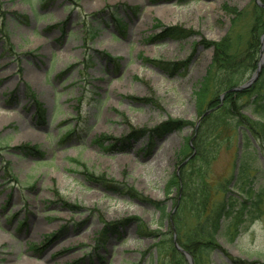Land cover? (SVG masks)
Segmentation results:
<instances>
[{
    "label": "rangeland",
    "instance_id": "1",
    "mask_svg": "<svg viewBox=\"0 0 264 264\" xmlns=\"http://www.w3.org/2000/svg\"><path fill=\"white\" fill-rule=\"evenodd\" d=\"M47 1L0 0V264H160L156 245L185 242L198 226L181 196L199 189L172 183L196 156L206 106L194 93L212 44L231 27L245 39L257 0ZM169 120L187 126L151 133ZM231 134L206 167L209 211L237 174L241 140ZM252 145L246 186L255 194L264 190V151ZM228 190L257 219L235 241L223 220L210 264H264V192L244 200Z\"/></svg>",
    "mask_w": 264,
    "mask_h": 264
},
{
    "label": "trees",
    "instance_id": "2",
    "mask_svg": "<svg viewBox=\"0 0 264 264\" xmlns=\"http://www.w3.org/2000/svg\"><path fill=\"white\" fill-rule=\"evenodd\" d=\"M262 1L264 3V0ZM47 4V0H42L43 7ZM225 12L233 17L237 15V11H233L231 8H226ZM255 12L254 20L245 36L246 38L244 37L245 39L236 28L231 27L219 43L212 44L214 56L211 66L203 83H200L194 94L197 103L201 104L203 108L206 106V111L209 109H215V111L203 119L199 130L196 131L197 137L193 144L196 156L186 166L189 169L185 171L183 169L180 172L181 176H178V181L175 180L172 183L173 188L177 187L186 192L191 191V189H199L198 193L193 195L182 192L181 204L182 206H184L183 204L189 205L193 216H196L198 226H195L185 236V242L182 241L179 234L177 239L179 246L192 256L195 264H210L212 254L220 250L218 235H225L221 232L223 220L229 221L225 233L227 231L231 240L235 241L239 235L240 226L246 222L252 223L253 220L257 219L253 217L252 213H250L251 216L246 213L248 203L237 201L241 199L228 190L229 186L233 184L238 194L244 195V200H248V195L252 196V194L251 200H260L264 192L263 189H258L254 194L251 186H246V183L253 184L254 175L252 174L256 170V167L249 164L250 160L255 159L257 155V150L253 148L252 144H256L258 149L264 151V69L251 87L243 91L231 92L249 81V75L258 68L257 58L261 49L260 40L264 32V9L256 4ZM235 22H233V26ZM181 33L179 29H172L168 32L169 35L176 38L181 37ZM153 63L160 65L161 62L156 60ZM179 70L181 69L178 68L176 72ZM226 92L225 100L219 106L221 104L220 98ZM218 106L219 109H217ZM203 108L199 111L202 112ZM245 111H251L256 119L247 117L244 114ZM39 114L43 118L42 110H39ZM186 126L185 121L169 120L151 133L163 137L171 132L182 130ZM231 131L238 133L241 140L242 152L239 156L240 161L238 160L237 174L227 183V186L222 187L224 199L219 201L213 210L209 211L208 207L211 204L208 200L209 197L207 199L208 184L206 178L208 169L206 167H210L211 161L215 160L221 145L224 142L230 143L232 141L234 134L232 135ZM141 135L142 132H139L132 137L138 139ZM34 152L38 151L34 149ZM200 164L202 167L205 166V169L202 171L199 169L198 173L195 174L194 172L193 176L190 169L193 168L195 171V168H198ZM236 204H240V211L235 210ZM157 209L164 211L159 205H157ZM238 213L239 215L235 217L234 215ZM232 230L234 235L229 233ZM156 248L160 255V264H189L184 254L179 252L170 238L169 242L158 243Z\"/></svg>",
    "mask_w": 264,
    "mask_h": 264
},
{
    "label": "water",
    "instance_id": "3",
    "mask_svg": "<svg viewBox=\"0 0 264 264\" xmlns=\"http://www.w3.org/2000/svg\"><path fill=\"white\" fill-rule=\"evenodd\" d=\"M257 3L259 4V6H261L262 8H264V4H262V3L260 2V0H257ZM260 57H261V59H260V62H259V64H258V68H257L256 72L254 73L253 77H252L247 83H245L243 86H240V87H238V88H236V89H233L231 92H234V91H235V92L243 91V90H245V89L251 87V86H252V85L258 80V78H259V76H260V74H261V72H262V68H263V66H264V36H263L262 39H261ZM226 94H227V92L224 93V94L221 96V98H220L221 104H220L219 106H221V105L223 104V102H224V100H225V97H226ZM219 106H218L217 109H219ZM214 111H215V109H209V110H207V111L202 115V117L200 118V120H199V122H198V125L196 126V130L199 128V125L201 124L202 120H203L205 117H207V116H209L210 114H212ZM194 157H195V153L191 156L190 159H192V158H194ZM186 163H187V161L184 162L183 165H185ZM174 242H175V246H176V248L179 250V252L183 253V254L187 257V259L189 260L190 264H193V260H192L191 256H190L187 252L183 251V249H181V248L179 247V245L177 244L176 238L174 239Z\"/></svg>",
    "mask_w": 264,
    "mask_h": 264
}]
</instances>
